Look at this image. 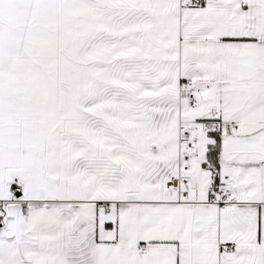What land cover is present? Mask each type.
<instances>
[{
  "label": "snow or ice",
  "instance_id": "1",
  "mask_svg": "<svg viewBox=\"0 0 264 264\" xmlns=\"http://www.w3.org/2000/svg\"><path fill=\"white\" fill-rule=\"evenodd\" d=\"M0 264H264V0H0Z\"/></svg>",
  "mask_w": 264,
  "mask_h": 264
}]
</instances>
